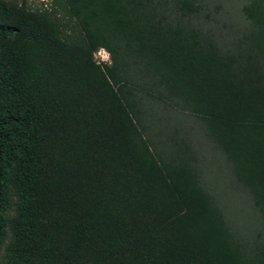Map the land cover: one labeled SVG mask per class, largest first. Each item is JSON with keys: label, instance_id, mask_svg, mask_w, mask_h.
I'll return each instance as SVG.
<instances>
[{"label": "trees", "instance_id": "obj_1", "mask_svg": "<svg viewBox=\"0 0 264 264\" xmlns=\"http://www.w3.org/2000/svg\"><path fill=\"white\" fill-rule=\"evenodd\" d=\"M54 2L0 0L1 264H264V0L225 32L203 0ZM180 115L223 156L242 225Z\"/></svg>", "mask_w": 264, "mask_h": 264}, {"label": "rangeland", "instance_id": "obj_2", "mask_svg": "<svg viewBox=\"0 0 264 264\" xmlns=\"http://www.w3.org/2000/svg\"><path fill=\"white\" fill-rule=\"evenodd\" d=\"M17 3L23 2L30 9H58L54 0H13ZM247 0H203L205 4V11L208 13L209 17L215 19L216 28L222 32L227 31V29H234L239 24L240 17H238V9L241 3ZM57 16L60 13L56 11ZM215 30V28H214ZM94 58L96 61H106L108 62V54L102 52L98 49L94 53ZM176 124L177 134L176 138H183L193 149L197 152V155L201 158L202 165L206 170L207 179L213 181L208 183V188L216 195H218L223 201L224 207L228 210L230 216L237 220H240L242 225L245 222V217H249V204L245 203V199L240 192L239 188L233 184H230V179H228L226 166L224 164L223 156L217 151L213 144L210 142L208 137L204 134L200 123L191 117L178 116ZM178 126V127H177ZM236 190V197L233 195V191ZM13 213V208L9 209L6 213L10 217ZM8 241V236L4 239L3 244L0 246V264L4 258V246Z\"/></svg>", "mask_w": 264, "mask_h": 264}, {"label": "built area", "instance_id": "obj_3", "mask_svg": "<svg viewBox=\"0 0 264 264\" xmlns=\"http://www.w3.org/2000/svg\"><path fill=\"white\" fill-rule=\"evenodd\" d=\"M102 50V52H104V50L103 49H101ZM106 53V52H105Z\"/></svg>", "mask_w": 264, "mask_h": 264}]
</instances>
